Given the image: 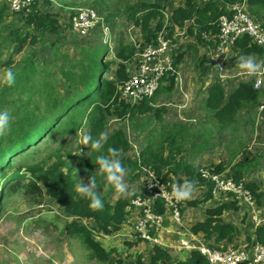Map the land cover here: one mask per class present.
<instances>
[{
  "label": "trees",
  "instance_id": "16d2710c",
  "mask_svg": "<svg viewBox=\"0 0 264 264\" xmlns=\"http://www.w3.org/2000/svg\"><path fill=\"white\" fill-rule=\"evenodd\" d=\"M168 1L145 0L125 6L127 20L134 22L140 28L143 43H154L156 33L162 27V10ZM240 1L242 0H214L199 6L196 0H185V6L173 10L171 29L193 20L195 26L189 27L188 33L191 37H195L201 47H204L202 34L209 33L216 36L219 32L220 16L227 13L228 6ZM247 5L252 17L257 15L264 19V0H247ZM53 7L52 0H35L31 12L14 14L10 13L6 2L0 0V34L4 32L2 39L12 46L8 61L2 65L11 67L16 76L14 85L4 84L0 89V110L5 106L8 107L16 119L10 122L9 129L5 133L0 134V209L1 200L8 194L24 196L34 194L39 197V202L49 198L58 205L59 211L68 219L63 227L64 233L79 240L90 251V259L103 264H120L112 258L115 250L113 248L107 250L100 238L121 231L131 213V210L128 211L130 198L120 197L111 201L110 192L113 188L111 190L109 188L105 194L98 192L103 207L94 209L89 206V201L74 189L75 168L71 161L76 154H70L69 160H66L62 154H57L51 164H47L46 160L29 164L17 163L15 160L17 154L25 153L26 151H23L28 147L36 146L51 132L72 134L79 129L90 127V135L96 137L104 132L108 140L102 151L98 152L90 148L88 155L80 156L89 166V170L83 173L86 183L88 177L92 175L90 168L94 166L88 163V157L91 161H95L98 155H108L107 149L114 147L119 149L120 159L126 168L130 183L142 178L143 168L153 171L166 183L180 184L184 180L194 181L195 187H200L201 190L199 198L188 201L191 206L210 201L213 198V184L204 180L195 166L186 161L185 154L188 150L187 148L183 150L182 140V134L184 135L187 130L185 126L180 129L176 125L171 126L170 129L164 126L163 134L158 141L146 142L139 155L133 158L128 156L131 147L124 130L117 128L111 132L107 131L110 115L130 121L135 124L134 127L140 124L137 121L142 118L153 117L162 120L161 113L165 109L156 108L154 98L160 93L172 92L176 85L175 76H166L163 83L167 82L168 85L163 86L162 83L152 98L144 99L134 105L126 102L121 97L120 86L129 76L126 63L134 57L135 48L132 44L127 42L119 44L114 54L116 70L113 78L106 76L113 64L107 59L109 51L100 53L97 46L85 49L83 46L88 45V38L76 37L75 45L81 50L80 56L71 58L69 55H64L66 64L60 67L57 63L54 66L57 68L56 72L41 67V61L37 60L38 53L48 45L57 47L60 43V39L57 38L63 30L59 23L60 15L52 11ZM70 14L71 19L75 11L72 10ZM11 16L16 21H21V24H7ZM262 25L264 27V21ZM66 27L71 28V23L69 22ZM50 38L54 39L50 40ZM188 49L197 53L191 43L187 44ZM56 52L58 48H55L54 54ZM23 53L28 54V57L16 63L14 57ZM241 55L259 56L264 62V48L254 44L247 35L239 38L233 48L231 60L234 68L238 67L237 58ZM183 56V52H178L175 56L176 68ZM205 61L207 62V57L204 55L203 58H199L198 66L201 68ZM54 81L62 87L55 85ZM10 91H13L17 97L7 101V93ZM261 95L260 91L254 89L253 82L241 83L229 95L224 85L216 82L208 89L204 108L213 116L215 126L224 129L238 122L237 115L243 109L255 107ZM170 130L174 132L171 133ZM228 151L231 159L236 157L237 153H234L233 149L228 148ZM250 167V162H237L231 170H228L227 163H220L212 170L230 176L236 182H243L259 200L262 194L258 192V185L254 181L244 179ZM104 187H107L106 184L102 185V188ZM155 206L157 213L166 212L161 199L156 200ZM238 209L239 204L233 198L229 202L209 207L206 209L205 219L196 223L192 230L195 233H203L205 238L210 240L215 237L218 242L223 239L232 241L236 227L224 222L222 215L225 211ZM256 231L257 242L264 244V224ZM124 242L129 246L136 244L129 239H125ZM135 264H209V262L196 251L190 252L187 259L182 260L174 259L166 249L152 246L148 258L140 254L136 257Z\"/></svg>",
  "mask_w": 264,
  "mask_h": 264
},
{
  "label": "rangeland",
  "instance_id": "374dc122",
  "mask_svg": "<svg viewBox=\"0 0 264 264\" xmlns=\"http://www.w3.org/2000/svg\"><path fill=\"white\" fill-rule=\"evenodd\" d=\"M52 1L54 4L52 10L61 14L67 12L69 16L72 10L75 11L79 7H93L96 10L103 12L101 13L99 11L101 15L104 16L105 13V18H110V15L112 16V14L116 15L115 18H120L118 15L121 13L122 6L126 2L125 0ZM56 4H58V6H55ZM13 23L20 25L21 21H16L11 16L7 24L10 25ZM112 34L111 44L103 43L104 39L101 33L98 36L99 38L97 43L88 41V45L83 46L85 49L98 46L100 53H104L107 50L109 51L107 54V59L111 60L113 64L111 65L110 72L106 75L107 78H113L116 70V66L114 64V52L118 46V41L115 42L113 40L116 39V34L114 36ZM4 35V32L0 34V81L3 80L4 71L8 69L6 66H3L2 63L8 61L12 50V46L5 43V41L2 39ZM68 41H61L57 47L48 45L47 48L42 49L38 53L37 58L38 61H41V67H46L49 70L52 69L56 72L57 68L54 66H56L57 63L60 67L66 64L64 55H69L71 58H78L81 54V50L77 45H75L76 40L69 39ZM95 43L97 45H95ZM55 48H58V52L54 54ZM182 52L184 53V56L182 58L181 64L178 66L181 83L176 84L172 92L160 93L154 98L156 108L165 109V111L161 113L162 120L157 118L154 119L153 117V119L151 117L147 119L142 118L140 121H137L140 124L137 127H134L135 124L131 123L130 121L121 120L115 115H110L108 117L107 131L111 132L117 128L124 130L126 139L128 140L131 147L128 156L133 158L137 157L140 151L143 150L146 142L158 141V139L163 134L164 126H168V129H170V127L173 125L178 126L179 129L180 127L185 126L187 130L184 132V135L182 134L183 150L187 148L188 152L186 154L183 152V154L186 155V161L190 163H193L192 156L194 157L195 155V159H197V155H200L198 160L195 162L196 170L199 171L201 168L207 169L208 166L202 165L207 164V159L209 161L212 158H219V152L221 151L226 154L227 161L230 162L231 156H229L228 152L223 147H231L233 150H236V148L240 147L239 149H241L243 145H246V152H248V143L251 142L252 138L254 137L252 131L253 128L256 127V124L253 123V110L249 113L247 112V115L241 114L239 116L238 123L234 125L232 124L229 128L224 130L218 129L215 126V122L210 117H203V115L199 117L200 121L193 123L194 125L192 123H187L184 126L183 123L178 125L176 122H178L177 117L180 113L179 106L186 103L189 105L192 103L194 106V100L197 98V104H199L198 101L201 98V93H198L197 91V86H199V84L193 81L194 85H196L194 87L191 85V81L192 79L194 80L195 76L193 73L198 65V56L193 50H184ZM27 57L28 54L23 53L21 55L15 56L14 59L17 63L18 61H21ZM126 64L127 69L131 70L133 66L132 60ZM230 73H232V71ZM185 81L189 84L185 83ZM166 83L167 82H165L163 86L168 84ZM54 84L62 87V85L57 81H54ZM3 85V83H0V89ZM182 87L183 92L180 91ZM7 95V101L17 97L13 91H10L7 93ZM263 100L264 99L261 98V102ZM194 107H199V105ZM0 111H7L9 113V116H11L10 122H14L16 120L8 110V107L5 106ZM89 132L90 127L79 129L77 132L72 134L59 133L56 131L51 132L49 135H47V137L41 139L36 144V146L28 147L23 151H26L25 153L17 154L15 156V160H17V163L21 164H29L46 160L47 164H51L54 162L55 156L57 154H62L66 160L70 159V154H76V157L71 161L72 166L75 168L74 172L77 174V178L83 179V173L86 170H89V166L83 159L81 160L80 156L88 155L90 152V147L89 145L78 144L82 142V135L85 133L90 134ZM170 132L172 133L174 130H170ZM210 133H212V138L208 140L210 145L207 147H210V149L202 151L201 154H197L198 150L194 144L197 145V143H203L204 137H209ZM201 147L202 146H199L198 148L201 149ZM26 153L28 154L26 155ZM49 155L51 157H49ZM87 161L90 163V165H94L92 168H90V170L92 175L96 177V183L98 186L97 191L101 194H105L109 188L111 190L113 187L107 183L104 174L98 170L97 166L95 165L96 160L91 161L88 157ZM92 162L94 164H92ZM208 168H210V166ZM140 180H142L141 182L144 183V176ZM124 181L127 185L126 191L124 193H120L113 188L110 192L111 201H115L120 197L130 198L131 201V199L144 194L145 184L132 185L130 182H128L127 173L124 175ZM103 184H106L107 187L102 188ZM199 190V188L194 189L190 200L194 197H199ZM21 193L24 192L21 191ZM188 199H183L181 209L182 225H184L186 228H190L189 224H186L188 220L191 219L193 222L199 220L205 208L202 205H189ZM254 200L256 202L255 197ZM131 209H133V207L130 205L128 211ZM0 211V264H103L99 261L90 259V251L84 247L79 240L71 238L64 233L63 227L67 223L68 219L62 215V213L59 211L58 205L51 199L48 198L45 201L42 200L39 202V197L34 194H30V196H24L23 194H8L1 200ZM139 214L140 213L137 211L131 210L127 223L123 225L119 233L124 234L129 233L130 231L133 232V226L136 219L139 217ZM248 219L244 224H242L243 228L249 227L250 223H248ZM164 225L165 227L172 229L174 232L177 230V225L173 223L169 217L166 218ZM117 234L114 233L111 235H104L105 237L102 236L100 238L103 246L107 250L112 248L115 250L112 258L119 261L120 264H135V259L140 254L145 258H148L150 250L153 246L152 243L144 241L141 238L140 240L139 235L134 234L132 239L134 242H136V244L134 246H129L125 244V238L120 237V235ZM171 234L172 232L168 236L170 237ZM244 236L245 234H243V237ZM166 239H171V241H173L174 235ZM238 248L241 247L228 246L226 249ZM167 251L173 256L177 255L174 250Z\"/></svg>",
  "mask_w": 264,
  "mask_h": 264
},
{
  "label": "built area",
  "instance_id": "2783aa9c",
  "mask_svg": "<svg viewBox=\"0 0 264 264\" xmlns=\"http://www.w3.org/2000/svg\"><path fill=\"white\" fill-rule=\"evenodd\" d=\"M11 13H29L35 0H4ZM173 8L168 4L162 10V27L155 36L154 43L145 44L141 38L134 39L135 48L132 60V69L129 76L120 86L121 97L129 104H138L144 99L152 98L159 90L166 76H175L176 83H181L180 74L174 65L175 51L174 38L181 37L189 27L195 26L193 20L185 22L178 30L171 29ZM71 31L79 38H87L92 31L100 27L103 35V43L111 44V25L105 17L93 7H79L70 19ZM156 24V23H155ZM219 32L216 36L203 33L205 42L204 55L207 64L216 73L219 79L229 77V66L231 54L235 43L242 36H249L253 43L264 48V27L261 22L254 20L248 10L247 0H242L231 5L227 13L220 16L218 20ZM134 29V27H131ZM264 65V64H262ZM245 74V73H244ZM246 75V74H245ZM253 80L255 90H264V72L248 76ZM259 111L264 112V100L259 106ZM186 123H196V119H185ZM139 155V154H138ZM137 155V156H138ZM202 178L211 182L213 198L219 199L223 196H231L240 207L247 206L254 209L256 202L254 196L243 182H236L230 176L215 173L212 169H200L198 171ZM145 190L130 201L131 207L137 211L139 217L134 223L133 232L125 236L138 234L139 238L150 242L153 246H159L166 250L182 251L186 253L199 252L209 264H264V244L251 242L245 247L238 249H218L209 245L205 240L195 234L191 228L182 225L181 208L183 199L177 200L172 193V185L176 182H163L153 171L143 168ZM161 199L164 202L166 212H156L155 202ZM169 215V216H168ZM175 223L177 230L174 232L165 227L166 218ZM263 222L256 218V224ZM174 235L173 241L168 235ZM161 236V237H159ZM103 237H105L103 235Z\"/></svg>",
  "mask_w": 264,
  "mask_h": 264
},
{
  "label": "crops",
  "instance_id": "0c3cea01",
  "mask_svg": "<svg viewBox=\"0 0 264 264\" xmlns=\"http://www.w3.org/2000/svg\"><path fill=\"white\" fill-rule=\"evenodd\" d=\"M125 1H126L125 4L122 6L121 13L118 15L120 18H115L116 15H113V14H112V16L110 15V18H107V17L105 18L107 23L111 25V30L113 32L112 35L114 36L116 34V39H113V40L115 42L118 41L117 42L118 46L121 42H127V43L133 45L134 39H137V38L143 39L140 28L134 22H129L127 20L124 8L127 4H131V3L137 4V3L145 1V0H125ZM210 1H214V0H196L197 4L199 6H203ZM168 4L173 8V10H175L181 6H185V0H169L167 5ZM55 6H58V4H56ZM229 7L230 6H228L227 9ZM52 11H54V10H52ZM55 13H58L60 15L59 23L61 25V30L63 29L62 32L60 33V36L57 39L58 40L60 39V42L63 40L68 41L69 39H71V40L75 39L76 40L77 36L75 34H73V32L71 31V28L66 27L70 22V15L71 14L68 16L67 12L61 14V13L56 11ZM101 13H103V12H101ZM104 17H105V13H104ZM253 18H254V20L259 21L261 23L264 21V19L262 17H259L257 15H253ZM131 27H134V29H132ZM181 27H183V26H176L173 29V33L175 30H178ZM101 33H102V31H101L100 27L95 28L92 31V33L89 35V37H87L88 41L97 43V40L99 38L98 36ZM54 38H52V39L50 38V40H53ZM96 43H95V45H97ZM190 43L197 50L196 54L198 56V59L203 58L204 53H205L204 47H201L198 44V42L195 40V37L190 36V34L188 33V30L185 32V34L183 36L174 38L175 56L178 54V52H182L184 50H187V44H190ZM118 46H117V48H118ZM117 48H116V50H117ZM188 50H190V49H188ZM115 52H114V54H115ZM232 57H233V51L231 54V58ZM254 58L257 62L264 64V62L262 61L263 59L261 57L255 56ZM232 64H233V62L231 60L229 70H231L232 73L229 72L230 76L225 78V79H219L217 77L216 73H214L212 71V69H210L208 64H206V61L203 62V65L201 66V68L197 65V67L195 68V71L193 73L195 76H194V80L192 79V81H191V85H192V87H194L196 85V84L194 85L193 81H195L197 84H199V86H197L198 93H201V98L198 101L199 104H197V98H196V100H194L195 101L194 106L199 105V107L195 108L192 103H190V105L188 103H186L184 105L179 106L180 113L178 114V117H177L178 122H176V123H178V125L183 123V126H184L185 124H187L185 122V119H188V120L189 119H196L197 121H200L199 117L201 115H203V117L208 116L215 122V120L213 119V116L211 114H208L204 108V103H205L207 96H208V89L214 83H216V82L222 83L225 87L227 95H229L241 83L248 82V81L253 82V80L248 78L244 74V72L239 69V67L234 68ZM177 70H178V67H177ZM233 70H236V71H233ZM185 83L189 84L186 81H185ZM180 91L183 92V87ZM260 92L262 94L261 98L264 99V90L260 91ZM184 96H185V94H184ZM261 98L259 99V101L255 107L249 108L250 110L245 108L241 112H239V114L237 115V119L239 121V116L241 114L247 115V112L249 113L250 111L254 110V112H253V114H254L253 123L256 124V127H254L253 131H252V133L254 134V137L252 138L251 142H249L250 144L248 143V152H246V149H247L245 147L246 145L242 146V148H241L242 150L239 149L240 147H238V148H236V150H234V153H237L236 157L232 158L231 161L228 162L226 154L221 151V152H219V156H218L219 158H217V159L212 158L209 161L207 159V164L202 165V166H208V167L210 166V168L212 167L211 169H214V167L220 163H227L228 164L227 169L231 170L233 165L236 164L237 162H246V163L250 162L251 167L248 169V172L245 173L244 179L247 181H254L259 187L258 192H260L262 194V196L260 197L259 200H257V198H256V205H255L253 210L250 209L249 207L243 205V207L239 206V209L236 211L235 210H228V211H225L224 214L222 215L224 222L232 224L234 227H236V231L234 232V236H233L232 241H229L228 239H223L222 241L218 242V241H216L215 237L210 240V239L205 238L204 234L201 232L195 233V234H198L199 236H201L205 240V242H207L210 246L213 245L216 248L226 249L228 246L245 247L247 244H249L251 242H254V241L257 242V235H256L257 231L256 230L259 226L264 224V112L263 113L260 112L259 108H258L259 105L261 104ZM234 124H236V122ZM188 125H191V124H188ZM215 125H216V123H215ZM229 127H227V128H229ZM227 128H224V129H227ZM218 129H220V128H218ZM211 138H212V133H210L209 137L208 136L204 137L203 143H201V144L197 143V145L195 144L196 149L198 150L197 154L198 153L201 154L202 151L210 149V147L209 148H207V147L210 145L208 143V140H210ZM194 143H195V141H194ZM203 145H204V147H203ZM199 146H202L201 149L198 148ZM244 147H245V149H244ZM223 148L228 152V154L230 156L228 148L227 147L226 148L223 147ZM230 149H232V148L230 147ZM199 157H200V155H197V159H195L196 156L195 155H194V157L192 156V162H193L192 164L195 166V168H196L195 162L198 160ZM141 181L142 180H140V178H139V180L136 179L135 181L131 182V184L132 185L143 184V182H141ZM196 188H200V187H195V189ZM199 195H200V193H199ZM228 197L223 196L222 198H219V199L212 198L207 203L200 204L203 207H205L204 212L201 215V218L199 220H197L196 222H193V220L190 219V220H188V222L186 224H189L190 228L192 229L196 223L201 222L205 219V212H206L207 208L215 207L218 204H223L227 201L229 202L231 198H228ZM196 198L197 197H194L192 199H196ZM189 200H190V198L188 199V201ZM200 205H198V206H200ZM256 218L262 219L263 222L261 224L257 225L255 223ZM247 219L249 221L248 223H250L249 227L243 228L242 224H244L247 221ZM125 234H128V233H124V234L118 233L117 235H120V237H123L125 239L133 240L132 239L133 235L132 236H125ZM243 234H245L244 237H243ZM176 253H177L176 256H173L170 253L174 259L185 260V259H187L188 255H189V253L182 252V251H176Z\"/></svg>",
  "mask_w": 264,
  "mask_h": 264
},
{
  "label": "clouds",
  "instance_id": "9594fccd",
  "mask_svg": "<svg viewBox=\"0 0 264 264\" xmlns=\"http://www.w3.org/2000/svg\"><path fill=\"white\" fill-rule=\"evenodd\" d=\"M237 66L246 75L253 76L260 72H264V65L257 62L253 56L241 55L237 58ZM16 76L11 67L4 71L3 80L0 83L12 86L15 84ZM10 126V116L7 111H0V134L5 133ZM108 136L106 133L101 132L98 136L93 137L90 134H83L81 137V143L78 145H90L91 150L98 152L103 150L104 144L107 142ZM108 155H98L96 157L95 165L98 170L104 174L105 180L111 185L117 192L124 193L126 191V183L124 181V175L126 168L122 164L119 149L109 147L107 149ZM75 191L83 198L89 201V206L94 209L103 207L102 200L97 191L96 177L90 175L87 179V183L82 178H77V174L74 175ZM195 189V182L192 180H184L180 184L172 185V195L177 199L190 198Z\"/></svg>",
  "mask_w": 264,
  "mask_h": 264
}]
</instances>
